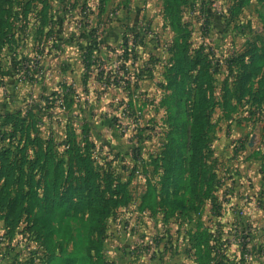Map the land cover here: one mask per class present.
I'll return each mask as SVG.
<instances>
[{"label":"crops","instance_id":"crops-1","mask_svg":"<svg viewBox=\"0 0 264 264\" xmlns=\"http://www.w3.org/2000/svg\"><path fill=\"white\" fill-rule=\"evenodd\" d=\"M70 1L76 4L75 17L82 14V27L65 32L50 16L52 45L59 47L58 35L65 34L67 42L52 62L54 73L40 71L35 76L39 84H48L49 91L43 92L49 95L46 114L59 117L47 129L49 136L40 141L54 148V162L72 160L75 148L85 149L88 142L93 163L127 184L131 200L107 218L101 264H264V6L260 0H214L222 4L215 10L208 4V11L190 3L198 0L180 7L179 17L190 31L189 53L203 52L211 64L206 157L211 188L201 195L197 209L188 207L171 215L163 208L160 180L172 128L169 114L180 102L170 70L182 38L165 11L166 0H150L148 10L135 15L129 11L130 0ZM219 13L226 23L217 18ZM238 17L242 30L234 32ZM203 23L207 30L203 31ZM211 35L225 39L218 43L215 37L208 38ZM40 64L45 70L43 60ZM120 75V84L106 85L107 79ZM136 90L144 101L135 98ZM126 105L142 109L135 125ZM140 166L145 187L137 192ZM149 183L154 187L155 211L143 207ZM186 191V185L171 186L168 194L174 198ZM52 258L46 264H57Z\"/></svg>","mask_w":264,"mask_h":264},{"label":"rangeland","instance_id":"rangeland-1","mask_svg":"<svg viewBox=\"0 0 264 264\" xmlns=\"http://www.w3.org/2000/svg\"><path fill=\"white\" fill-rule=\"evenodd\" d=\"M130 1L133 7L129 11L134 15L151 6L150 0ZM190 3L204 11L209 10L208 4L211 8L214 6V10L222 4L214 0ZM75 5L70 0H0V6L7 10L4 13L6 23L0 20V264H46L48 250L57 264L89 262L88 208L96 197L92 176L81 173L78 164L69 158L62 164H50V178H43L42 164L36 157L45 153L46 148L39 145L43 144L40 140L49 136L47 129L52 128L55 118L58 122L59 117L46 114L48 99L45 97L49 95L43 92L49 91L48 84H39L35 76L40 71L54 73L52 62L60 57L67 42L65 34L58 35L57 28L59 47L52 45L54 33L53 30L51 34L48 32L53 20L50 16L56 17L65 32L72 26L81 28L82 14L78 12L75 17L72 13ZM217 18H222L220 13ZM219 20L227 21L225 18ZM219 20L215 21L223 27ZM238 20L239 17L234 22L238 26L233 28L234 32L242 30ZM218 23L215 28H219ZM206 26L203 23V31L207 30ZM212 37L215 36H208ZM219 39L225 38L221 35L214 38L215 42ZM42 60L45 70L40 64ZM135 92L139 94L135 98L144 101V96ZM125 107L128 113L130 109ZM138 109L141 111L138 116L128 113L132 125L142 116V109ZM14 132L18 138L27 132L30 145H10ZM142 168L139 167V179L135 182L137 192L145 187Z\"/></svg>","mask_w":264,"mask_h":264},{"label":"trees","instance_id":"trees-1","mask_svg":"<svg viewBox=\"0 0 264 264\" xmlns=\"http://www.w3.org/2000/svg\"><path fill=\"white\" fill-rule=\"evenodd\" d=\"M189 0H166L165 11L170 15L175 29L182 38L177 45L175 62L171 66V84H174L180 94V102L176 106L175 112H170L168 121L171 125L170 140L163 158L164 174L161 178L164 194V210L167 215L175 212H184L188 207L197 209V202L203 193H207L211 188L210 169L206 163V157L210 150V129L209 107L212 99L209 97L211 89L212 73L208 56L203 52H197L195 56L189 53L188 37L190 31L187 24H184L179 17L180 7L186 6ZM264 6V0H260ZM7 10L0 6V20L5 24L4 13ZM87 61V57L85 58ZM120 72H124V66H120ZM121 76L107 79V86L118 85ZM182 108V109H181ZM181 109V110H179ZM22 139H25L22 141ZM30 145L27 132L22 137L12 133L10 145ZM46 148L44 154L36 156L38 163L42 164L41 175L50 178V164H62L54 162L53 147L39 144ZM87 142L85 149L76 147L73 151L72 162L78 164L79 170L85 175L92 176V187L96 191V197L91 200L89 206L88 225L91 234L88 239V263L101 264V238L105 233L106 221L113 215L119 206L127 205L131 200V195L127 190V184L122 183L113 177L108 171L98 168L92 161L90 147ZM36 159V160H37ZM81 163H85L81 166ZM56 176V172L54 173ZM187 180L184 184L182 178ZM187 186V193L169 197L170 187ZM149 188L144 195L143 207H149L153 211L154 194L153 186L149 183ZM53 241V239H52ZM55 241V238H54ZM49 242V240H48ZM49 257L51 258L52 252ZM93 252V254H92ZM95 257V260L92 258Z\"/></svg>","mask_w":264,"mask_h":264},{"label":"built area","instance_id":"built-area-1","mask_svg":"<svg viewBox=\"0 0 264 264\" xmlns=\"http://www.w3.org/2000/svg\"><path fill=\"white\" fill-rule=\"evenodd\" d=\"M137 95H139V94L137 92H134V96H137ZM126 106L128 107V109H130V111L128 112L130 114H133V113L136 114L137 113V116H138V114L141 112L137 107H131L129 105H126Z\"/></svg>","mask_w":264,"mask_h":264}]
</instances>
